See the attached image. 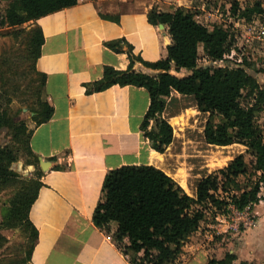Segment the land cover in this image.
Wrapping results in <instances>:
<instances>
[{"label":"trees","instance_id":"obj_1","mask_svg":"<svg viewBox=\"0 0 264 264\" xmlns=\"http://www.w3.org/2000/svg\"><path fill=\"white\" fill-rule=\"evenodd\" d=\"M78 2L9 0L2 16L1 23L10 27H21L28 22L33 25L29 56L41 81L40 107L32 116L37 123L50 119L54 106L44 95L46 74L36 67L44 32L35 21ZM263 13V0L247 2L244 6L239 0H233L230 6L231 16L245 21ZM197 15L198 11L194 9L159 11L153 7L148 13L149 20L168 26L171 42L167 45V55L157 61H147L134 53V46L124 37L106 41L104 44L113 51L127 54V68L104 65L100 79L84 83L86 94L103 91L115 84L146 88L150 103L140 130L151 147L160 153L173 141V127L162 113L166 99H177L176 94L192 97L199 111L220 117L219 122H208L205 127L204 135L209 144L228 146L240 143L245 146V152L235 155L226 166L201 177L196 184L195 196L188 194L164 169L153 164H124L108 170L93 213V222L99 227L111 221L117 222L113 237L117 241L124 238L129 241L124 250L126 253L132 251L130 259L134 264L175 262L189 237L201 229L209 209L216 218L230 213L232 207L242 210L264 201V130L256 119V115L264 110V85L258 82L245 63L213 66L232 52L234 34L223 24H214L211 28L199 22ZM21 30L18 28L14 32ZM201 45L202 56L211 62L209 65H199ZM137 61L158 72L150 74L135 70ZM182 70L187 73L180 75ZM3 127L15 134L28 132L26 148L31 156L28 163L36 166L38 156L30 147L33 129H29L24 122L16 125L14 118L0 112V131ZM245 154L250 160H246ZM17 159L16 154L0 148V187L16 181L17 174L10 166ZM244 175L249 179L254 177L255 181L246 187H238V178ZM41 186L42 182L35 179L17 192L5 217L12 225L28 229L32 241L37 237V229L29 220V211ZM32 248L33 245L28 260ZM237 259L235 252L226 250L221 258L209 255L208 264H234ZM239 264L257 263L240 260Z\"/></svg>","mask_w":264,"mask_h":264},{"label":"crops","instance_id":"obj_2","mask_svg":"<svg viewBox=\"0 0 264 264\" xmlns=\"http://www.w3.org/2000/svg\"><path fill=\"white\" fill-rule=\"evenodd\" d=\"M153 7L159 11L206 9L200 4L193 6L192 0H79L35 21L44 32L36 67L46 74L44 95L54 112L48 120H32L31 126V150L38 161L46 159L51 165L46 170L40 161L28 166L42 182L29 211V220L37 229L30 264H134L132 251L124 250L129 241L113 237L117 222L96 226L93 213L108 170L124 164L158 166L161 153L150 146L140 130L149 93L133 84H115L86 94L84 83L100 79L104 65L127 68V54L113 51L104 44L106 41L124 37L134 46V53L147 61L167 55L171 42L168 26L149 20ZM209 13L200 12L196 18L201 22L202 16L214 14ZM200 49L203 51L202 45ZM134 69L158 72L138 61ZM233 145L238 143L224 147ZM261 202L250 206L258 216L254 228L264 222ZM199 230L189 238L194 239ZM211 249L190 241L169 264H208L209 255H224L220 248ZM237 256L234 264L253 261Z\"/></svg>","mask_w":264,"mask_h":264},{"label":"rangeland","instance_id":"obj_3","mask_svg":"<svg viewBox=\"0 0 264 264\" xmlns=\"http://www.w3.org/2000/svg\"><path fill=\"white\" fill-rule=\"evenodd\" d=\"M239 1L241 6H244L254 0ZM232 2L233 0H192L193 6L200 4L206 8L204 11L194 9L199 11L198 13L205 15L209 12L214 13L213 16H202L200 19L202 23L211 28L214 24H223L234 34L232 52L225 57V60L215 62L213 66L245 63L250 72L260 70L254 76L261 85H264V40L257 39L255 31L249 29V25L257 28L264 25V13L261 16H254L251 21L232 17L230 14ZM8 3L9 0H0V112H6L14 118L16 125L24 122L30 129L33 125V112L40 107L41 89L39 75L35 73L29 56L30 31L33 25L28 22L21 27H10L1 23ZM18 28L23 31L15 33L14 30ZM200 50L199 65L211 64L202 56V49ZM186 73V70L179 72L180 75ZM176 95L177 99L172 101L166 99V106L163 109L162 114L172 125L174 137L171 144L159 156L158 166L169 173L188 194L195 196L198 180L226 166L235 155L245 152V146L240 143L230 147L209 144L204 135L205 127L208 122L216 124L221 120L220 117L199 111L192 97ZM256 116L258 124L262 125L264 130V110ZM27 138L28 132L15 134L6 127L0 131V148L18 156L10 166L17 174L16 181L0 187V264H30L28 260L32 246L30 231L24 226L12 225L5 219L14 195L32 180L37 179L35 170L31 169L32 167L28 168L31 165L28 163L31 156L26 148ZM245 157L247 161L250 160L249 155L245 154ZM253 178L249 179L247 175L240 176L238 187H246L247 184L255 181ZM261 203L264 205V201ZM213 214L210 209L207 211L200 232L194 239L189 238L187 243L196 240L205 244L208 249L220 248L219 252L232 250L240 257L253 259L257 264H264V230L260 229H264V222L256 223V228L255 225L244 228L230 213L226 221L214 218ZM256 218L258 216L255 217L253 214V220ZM235 222L240 225L241 230L237 231L233 227ZM259 229L261 232L257 233Z\"/></svg>","mask_w":264,"mask_h":264},{"label":"built area","instance_id":"obj_4","mask_svg":"<svg viewBox=\"0 0 264 264\" xmlns=\"http://www.w3.org/2000/svg\"><path fill=\"white\" fill-rule=\"evenodd\" d=\"M249 26H250L249 29L255 31L257 39L264 40V25H261L258 28L254 25H249ZM239 61H241V60H239ZM230 214L234 215L235 221H238V223H241L244 226V228L254 224L255 220H253V213H252L249 206L242 209V210H239L235 207H232ZM228 215H229V213L228 214H222V217H219V215H218L216 218H218L222 221H226L228 219L227 217H229ZM239 226L240 225H238L237 222H235L233 224V227L237 231H239L241 229Z\"/></svg>","mask_w":264,"mask_h":264},{"label":"water","instance_id":"obj_5","mask_svg":"<svg viewBox=\"0 0 264 264\" xmlns=\"http://www.w3.org/2000/svg\"><path fill=\"white\" fill-rule=\"evenodd\" d=\"M160 25H162V23H160ZM251 73L254 75L256 72L253 71ZM39 161H40V166L42 167L43 170L48 169L49 166L51 165V162L49 160L40 158Z\"/></svg>","mask_w":264,"mask_h":264},{"label":"bare ground","instance_id":"obj_6","mask_svg":"<svg viewBox=\"0 0 264 264\" xmlns=\"http://www.w3.org/2000/svg\"><path fill=\"white\" fill-rule=\"evenodd\" d=\"M178 123V122H177ZM203 155V154H202ZM186 163V162H185ZM206 163V162H205ZM185 168V167H184ZM189 173V172H188ZM185 177V176H184Z\"/></svg>","mask_w":264,"mask_h":264}]
</instances>
